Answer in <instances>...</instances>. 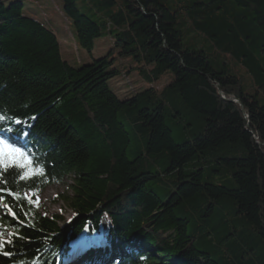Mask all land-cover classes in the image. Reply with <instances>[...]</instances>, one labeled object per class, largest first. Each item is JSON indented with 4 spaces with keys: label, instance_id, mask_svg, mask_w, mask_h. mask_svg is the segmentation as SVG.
Here are the masks:
<instances>
[{
    "label": "trees",
    "instance_id": "16d2710c",
    "mask_svg": "<svg viewBox=\"0 0 264 264\" xmlns=\"http://www.w3.org/2000/svg\"><path fill=\"white\" fill-rule=\"evenodd\" d=\"M61 1L81 48L107 26L112 48L73 68L0 1V138L32 162L0 164V264H264V0H87L105 21ZM124 59L172 82L119 100ZM66 178L61 227L34 201Z\"/></svg>",
    "mask_w": 264,
    "mask_h": 264
},
{
    "label": "rangeland",
    "instance_id": "374dc122",
    "mask_svg": "<svg viewBox=\"0 0 264 264\" xmlns=\"http://www.w3.org/2000/svg\"><path fill=\"white\" fill-rule=\"evenodd\" d=\"M5 4L15 1L23 3L24 15L43 22L49 29H51L59 42L61 56L71 67L79 68L87 65L94 60L104 57L112 48V38L109 33V26L102 28V35L94 41L93 49L90 53L80 47L74 25L69 21L62 9L61 0H0ZM78 11L91 19L98 17L102 21L106 20V16L110 11H116L118 6L103 8L101 11L90 1L82 0L77 3ZM94 14V15H93ZM93 15V16H92ZM134 63L130 59H124L116 62V66L120 73L117 77L110 80L108 83L109 89L117 96L119 100L130 98L134 93L147 90L148 88L155 87L163 89L172 82V75L165 74L158 81L147 83L141 70L134 68ZM150 68H145L149 71ZM71 180L66 178L61 184L53 185L46 188L40 195L35 197V208L44 217L54 218L57 217L61 227L67 226L73 217V212L68 206L66 201L59 200L60 196L72 195L69 186ZM105 224L103 229H105ZM9 231L0 229V243L7 240ZM92 242L90 234L85 231L77 241L72 243L69 250L71 259L74 258L75 252ZM69 264H77L74 260ZM94 264H100L95 262Z\"/></svg>",
    "mask_w": 264,
    "mask_h": 264
},
{
    "label": "snow or ice",
    "instance_id": "6c2138e0",
    "mask_svg": "<svg viewBox=\"0 0 264 264\" xmlns=\"http://www.w3.org/2000/svg\"><path fill=\"white\" fill-rule=\"evenodd\" d=\"M16 123H20L17 121ZM4 131L11 132L12 129H4ZM31 160L28 156L25 155L18 147L13 146L7 142L6 138H0V164L4 166L13 165L18 166L19 168L30 167ZM42 173V169L32 168L30 172H26L21 179H24L28 175H38ZM7 254V253H6Z\"/></svg>",
    "mask_w": 264,
    "mask_h": 264
},
{
    "label": "water",
    "instance_id": "95a60500",
    "mask_svg": "<svg viewBox=\"0 0 264 264\" xmlns=\"http://www.w3.org/2000/svg\"><path fill=\"white\" fill-rule=\"evenodd\" d=\"M229 101H235V100H233V99H230Z\"/></svg>",
    "mask_w": 264,
    "mask_h": 264
}]
</instances>
